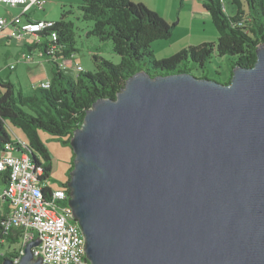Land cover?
Listing matches in <instances>:
<instances>
[{
    "label": "water",
    "instance_id": "1",
    "mask_svg": "<svg viewBox=\"0 0 264 264\" xmlns=\"http://www.w3.org/2000/svg\"><path fill=\"white\" fill-rule=\"evenodd\" d=\"M256 56L230 84L140 71L86 112L67 186L90 264H264V43ZM40 243L18 264H43Z\"/></svg>",
    "mask_w": 264,
    "mask_h": 264
},
{
    "label": "trees",
    "instance_id": "2",
    "mask_svg": "<svg viewBox=\"0 0 264 264\" xmlns=\"http://www.w3.org/2000/svg\"><path fill=\"white\" fill-rule=\"evenodd\" d=\"M202 2L217 30V41L190 46L169 58L157 60L152 45L170 39L175 25L146 5L132 0H82L79 6L81 18L92 23L87 36L110 41L121 62L115 64L95 54L96 70H76V75L66 73L57 62L58 59L73 58L76 52L75 25L65 20L69 13L65 11L52 29L58 33V41L55 44L49 41L44 50L52 63L50 88H38L27 96L12 83H0V149L3 151L11 144L17 151L30 154L45 168V178L50 179L53 159L41 132L59 140L73 153L70 141L73 132L83 124L86 112L100 98L115 99L127 79L136 73L146 71L152 77L192 74L193 65L205 68L213 57H229L232 61L230 77L225 84H230L233 68L236 65L253 67L257 60L256 50L264 43V0H229L230 11L224 0ZM44 34L48 32L41 35ZM53 46L56 47L54 54H50ZM13 128L25 134L26 144L14 138ZM74 158L73 153L69 172L74 168ZM4 174L9 183V171ZM69 179L70 174L66 182L56 186L49 183L44 189L45 198L48 200L56 189H66L69 194ZM63 205L69 208L68 204ZM9 215L0 214V248L8 246L6 252L0 253V264L5 259L16 261L19 256L17 248L22 231L13 228L6 232L2 226Z\"/></svg>",
    "mask_w": 264,
    "mask_h": 264
},
{
    "label": "built area",
    "instance_id": "3",
    "mask_svg": "<svg viewBox=\"0 0 264 264\" xmlns=\"http://www.w3.org/2000/svg\"><path fill=\"white\" fill-rule=\"evenodd\" d=\"M0 3L23 5L27 10L32 6L44 8L46 0H0ZM55 25L56 22L49 20L24 22L20 17L11 20L0 18V33L9 28L11 38L22 39L48 32L50 42L55 44L58 41V33L52 30ZM55 48L53 46L49 50L50 54H54ZM31 59L30 55L23 58L27 61ZM60 66L67 70L66 62H60ZM76 70L83 71V68L78 66ZM39 88H50V81L42 83ZM6 171H9V183L0 192V206L8 202L12 212L2 226L6 232L13 228L22 231L15 263L20 262L27 245L38 239L41 243L32 252L34 258L41 259L43 264H90L86 257L85 237L73 218L67 190L56 189L47 200L44 189L49 184V178H45V168L38 165L30 154L17 151L11 144H7L0 155V173ZM63 204H68L69 208Z\"/></svg>",
    "mask_w": 264,
    "mask_h": 264
},
{
    "label": "rangeland",
    "instance_id": "4",
    "mask_svg": "<svg viewBox=\"0 0 264 264\" xmlns=\"http://www.w3.org/2000/svg\"><path fill=\"white\" fill-rule=\"evenodd\" d=\"M72 1L73 4L71 6H67L65 11L69 12L67 15V20L72 21L75 25L76 52L73 58L67 59L66 73L76 75L77 72L74 71V69L78 66H81L84 72L95 71L96 66L93 59L95 54H98L115 64H119L121 62V57L114 53L113 46L110 41H100V39L96 37H87V32L90 31L92 23L83 21L81 18L82 15L79 6L82 0ZM151 1H155V9L159 11L160 14L164 15L165 17H169L177 25V30L175 26L173 35L170 39L157 41L152 45V50L157 60L166 59L167 57L174 55L176 51L188 47L189 45L194 44L195 46H199L197 44H200L204 40L212 42L217 41L218 33L212 23L209 13H206L208 16L209 25L207 24L204 28L202 27L200 29L195 27L194 31L189 33V16L184 13V11L180 10V0L176 1V3L178 2L179 6H177V4L175 6V2L173 0H161L164 8L160 7L159 5L156 6V2L158 3V0ZM228 1L229 0H224L225 6L230 11ZM169 8L170 14H168ZM154 12L157 13L156 11ZM179 15L181 16L179 17ZM180 18L182 20L181 22ZM174 23H172V25H175ZM195 24L198 25V22L195 21ZM212 32H215L217 36L213 37L214 34ZM198 35L201 38L197 37ZM230 62L232 61L229 57H213L206 64L205 68H202L198 65H193L192 75L197 78H206L220 84H225L228 82L230 77ZM24 85H26L25 91H28L27 83L24 82ZM14 130L24 137V134L20 131V129L14 128ZM41 137L53 159L54 169L49 179L50 185L56 186L60 183L66 182L68 175L70 174L69 170L73 160L72 151L70 148L64 146L59 140L53 138L51 135L45 132H41ZM7 249L8 246L3 249L0 248V253L6 252Z\"/></svg>",
    "mask_w": 264,
    "mask_h": 264
},
{
    "label": "crops",
    "instance_id": "5",
    "mask_svg": "<svg viewBox=\"0 0 264 264\" xmlns=\"http://www.w3.org/2000/svg\"><path fill=\"white\" fill-rule=\"evenodd\" d=\"M135 3H142L146 5L149 9L156 11L164 20L172 24V21L169 17H165L160 14L159 11L155 9V1L151 0H132ZM175 6H179L177 0H173ZM180 10L184 11L189 16L188 26L189 33H192L195 29L204 28L205 25L209 23L208 16L206 13L208 11L203 6L202 0H180ZM73 4L72 0H46V5L42 9H38L34 6L25 10L26 6H13L8 4L0 3V18L11 20L16 17H20L22 21H38V20H49L58 22L62 19V15L65 12L67 6ZM164 8L161 0L156 2V6ZM168 14H170V8L168 9ZM181 15H179L180 17ZM67 17L65 20L67 21ZM180 18V22H181ZM195 21L198 22V25L195 24ZM175 24V23H174ZM209 25V24H208ZM176 30H177V25ZM203 32V31H202ZM214 36H217L215 32H212ZM91 37V36H87ZM199 37V35L197 36ZM201 38V37H199ZM49 35H28L24 36L22 39H13L11 38V30L5 28L0 33V83H12L18 90H20L24 95H32L36 89L42 83L49 82L52 78V63L48 61V56L44 54V50L47 48V45L50 43ZM215 42V41H214ZM212 43V41H202L200 44ZM195 46L194 44L189 45ZM188 47L180 49L175 52L178 53L181 50H184ZM32 56V59L27 61L23 60L26 56ZM173 56V55H172ZM171 57V56H169ZM167 57V58H169ZM66 62L67 59H58L57 62ZM14 67V68H12ZM75 71V69H74ZM27 83L28 91L26 90ZM2 90L0 88V95ZM21 131V130H20ZM22 132V131H21ZM23 133V132H22ZM12 134L16 140H19L21 143L26 144L27 138L24 134V137L16 132L14 128L12 129ZM0 149V155L2 154ZM8 186V180L5 177L4 173H0V192H3ZM12 212L11 205L8 202L3 203L0 206V214H10Z\"/></svg>",
    "mask_w": 264,
    "mask_h": 264
}]
</instances>
